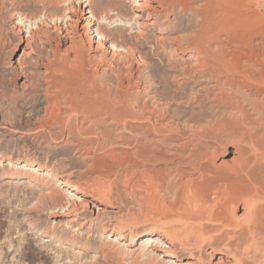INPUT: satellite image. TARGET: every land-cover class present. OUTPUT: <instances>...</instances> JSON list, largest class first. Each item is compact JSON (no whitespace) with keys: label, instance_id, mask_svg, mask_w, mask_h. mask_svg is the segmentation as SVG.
Instances as JSON below:
<instances>
[{"label":"rangeland","instance_id":"374dc122","mask_svg":"<svg viewBox=\"0 0 264 264\" xmlns=\"http://www.w3.org/2000/svg\"><path fill=\"white\" fill-rule=\"evenodd\" d=\"M172 19L175 24L188 23L190 31L178 35L190 37L196 15L177 9ZM2 24L5 29L0 33V121L7 131H0V264H133L129 259L121 262L120 253H107L110 245L104 226L111 216L94 219L93 231H85L74 241L71 231L75 226L62 231L53 223L49 211L63 198L52 199L49 188L62 177L95 197L108 199L119 209L118 230L140 233L156 226L177 232L180 239L174 246L180 259L194 254L208 264L213 252L225 251L235 256L239 264L258 263L260 257L252 247L250 223L234 215L242 210L237 206H242L240 198L246 192L240 182L252 181V176L248 180L243 175L226 177L217 173L213 193L204 196L198 209L190 210L182 220L172 207L173 196L167 185H176L181 172L190 175L198 170L195 163L185 166L182 155L193 153L194 160H198L201 153L210 151L217 158L223 154L229 158L236 146L241 152H263L264 114L259 115L243 99L242 111L217 102L215 95L230 93V89L223 84L212 86L207 77L193 76V71L183 69L189 61L184 62L177 55L170 61L161 56L157 50L162 47L154 41L159 29L154 28L141 50L147 54L148 63L141 72L145 92L132 94L130 107L133 111L142 109L144 103L156 107V121L126 116L125 127L86 123L84 127L89 129H85L80 126L79 116L72 113L68 120L57 119L53 123L51 116L44 118L45 104L38 87L43 67L37 65L36 55L42 48L35 45L36 55L21 61L22 68L15 67L23 44L8 19ZM171 33L167 31L163 36L171 39L175 35ZM20 74L27 75L33 84L20 88ZM104 77L114 79V73ZM159 122L164 123L163 128ZM188 140L182 150L178 148L177 144ZM9 161L33 162L44 172L26 173L8 166ZM205 163L210 165L209 161ZM257 176L256 182L264 179L261 173ZM262 195L255 207L257 224L264 217ZM86 216L91 218L89 213ZM184 242V246L179 244ZM260 250L264 252V244ZM144 263L147 261L140 264Z\"/></svg>","mask_w":264,"mask_h":264},{"label":"bare ground","instance_id":"6f19581e","mask_svg":"<svg viewBox=\"0 0 264 264\" xmlns=\"http://www.w3.org/2000/svg\"><path fill=\"white\" fill-rule=\"evenodd\" d=\"M125 1L0 0V33L5 29L2 23L8 19L12 31L23 44L22 55L15 61V67L22 68L21 61L36 55L35 45L43 50L36 55V63L43 67L38 87L41 102L45 104L44 118L51 116L55 123L57 119H67L75 113L81 119L80 126L85 129L88 128L84 127L86 123L125 127L126 116L156 121V107L147 103L136 111L130 107L132 94L145 92L141 72L144 67L148 68V63L147 54L141 50L150 38L149 31L154 28L159 29L154 41L162 47L157 50L161 56L170 61L177 55L180 60L189 61L190 64H183V69L193 71V76L207 77L212 86L223 84L230 89V93L216 94L217 102L242 111L244 105L240 99H243L250 102L259 115L264 114V0ZM177 9L196 15L195 29L188 33L190 37L178 35L190 31V25L174 23L172 16ZM170 30L175 35L167 39L163 34ZM111 72L114 79L104 77ZM20 75L23 78L20 88L33 84L27 75ZM159 124L163 128L164 123ZM5 128L1 120L0 131ZM188 142L190 140L177 146L182 150ZM256 150L254 154L252 150L241 152L236 146L229 158H225L226 154L217 158L210 151L201 153L198 160H194L193 153L182 155L185 166L195 163L198 170L190 175L181 172L176 185L170 183L167 189L173 196L172 207L182 220L190 210L200 206L204 196L213 193L217 173L226 177L243 175L248 180L252 176V181L242 179L240 182L246 192L240 198L242 206H237L242 210L234 215L250 223L249 230L254 239L252 247L260 257H257V264H264V252L260 250L264 244V217L260 224L255 222V207L264 193V181H260L264 179L254 180L257 174L264 175V151ZM8 166L19 167L26 173L44 172L33 162L9 161ZM49 192L52 199L63 198L61 204L49 211L50 218L62 231L75 226L71 231L74 233L72 241L87 230L93 231L94 219L111 216L104 226L110 245L107 253H120L121 262L129 259L133 264L144 260L147 264H207L194 254L179 258L174 246L180 239L176 231L171 233L156 226L140 233L118 230L119 209L108 199L87 193L77 183L62 177ZM86 213L91 218L85 217ZM179 244L184 246L185 242ZM212 257L208 264H239L235 256L225 251L213 252Z\"/></svg>","mask_w":264,"mask_h":264}]
</instances>
